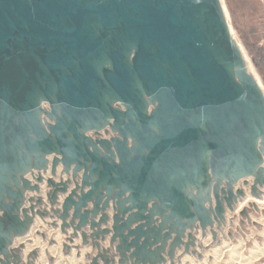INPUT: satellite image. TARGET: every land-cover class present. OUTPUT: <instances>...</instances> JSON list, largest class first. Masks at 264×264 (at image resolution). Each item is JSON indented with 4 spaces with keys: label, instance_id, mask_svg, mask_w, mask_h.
Segmentation results:
<instances>
[{
    "label": "water",
    "instance_id": "water-1",
    "mask_svg": "<svg viewBox=\"0 0 264 264\" xmlns=\"http://www.w3.org/2000/svg\"><path fill=\"white\" fill-rule=\"evenodd\" d=\"M248 187L264 92L221 0H0V264L37 218L87 264L180 263Z\"/></svg>",
    "mask_w": 264,
    "mask_h": 264
},
{
    "label": "rangeland",
    "instance_id": "rangeland-1",
    "mask_svg": "<svg viewBox=\"0 0 264 264\" xmlns=\"http://www.w3.org/2000/svg\"><path fill=\"white\" fill-rule=\"evenodd\" d=\"M224 2L229 11L236 38L245 48L264 86V0H224ZM55 180L59 181L57 177ZM248 196L249 200L243 202L247 204H244L241 210L237 209L233 216L229 214L227 226L219 233L217 241L213 240L210 233L205 240H201L199 235L197 255H184L181 262L176 264H264V203L256 202V200L263 201L264 195L261 199H252L250 194ZM252 204H255L256 208ZM243 210L247 212V215L240 213ZM36 222L34 226L39 224L36 227L39 233H35V228H32L27 235L28 238L26 236L21 238L23 240L16 242V246L25 242V251L28 246L33 247L34 245L28 253H24L26 256L32 250L40 253L34 264H44L43 261H46L45 264L89 263L86 255L94 252L92 248H82L80 258L76 257V249L69 251V254H64L63 245L66 243V238L60 234V231L49 229L46 224L41 226L39 219ZM42 233L46 234V240L39 235ZM57 237L62 240L60 245ZM35 241L39 243L36 244ZM51 241H55L52 246L49 244ZM75 246H81V243L72 245V247ZM53 248H56L54 255L52 254ZM85 249H87L86 253Z\"/></svg>",
    "mask_w": 264,
    "mask_h": 264
},
{
    "label": "bare ground",
    "instance_id": "bare-ground-1",
    "mask_svg": "<svg viewBox=\"0 0 264 264\" xmlns=\"http://www.w3.org/2000/svg\"><path fill=\"white\" fill-rule=\"evenodd\" d=\"M221 3H222V6H223V10H224V13H225V17H226V20H227V22H228V25H229V28H230V31H231V34H232V36H233V38H234V40L238 43V46L240 47V49H241V51H242V53H243V55H244V57H245V60H246V63H247V67H248V71H249V73H251V74H253V76L255 77V79L257 80V82H258V84L260 85V87H261V89L263 90V92H264V86H263V84H262V81H261V79H260V77L258 76V74L255 72V70H254V68H253V65H252V62H251V60H250V58H249V56H248V54H247V52H246V50H245V48L243 47V45L240 43V41H238L237 40V38H236V34H235V32H234V30H233V27H232V25H231V20H230V14H229V11H228V9H227V7H226V4H225V2H224V0H221ZM104 133V132H103ZM61 168H62V166H60ZM59 167V168H60ZM61 170V169H60ZM50 177V174L49 175H46V178H49ZM63 178L65 179L66 178V176H63ZM249 182H250V184H252V179H250L249 180ZM241 187H243V184H241L240 185ZM250 188L248 187V188H244V190L246 191V193H247V198L245 199V200H247L248 198H249V192H250V190H249ZM42 190L44 191V193H43V196L45 195V193H47V188H46V186H42ZM252 197V196H251ZM251 197H250V200H252L253 199V197H252V199H251ZM47 195H46V197H44V199H45V201H47ZM244 200V201H245ZM249 200V199H248ZM263 200V199H262ZM243 201V202H244ZM243 202H241V203H239V205H238V207L236 208V211H237V209L238 210H241L244 206V204H247V202H245V203H243ZM256 202L257 203H260V204H263L264 203V200L263 201H258V200H256ZM37 220V219H36ZM40 220V219H39ZM37 222H35V224H36ZM47 223V222H46ZM42 224H45V223H43L42 221H41V226H43ZM37 225H39V224H37ZM32 226V228L34 229L35 228V231H36V227H38V226ZM48 227V226H47ZM31 228V229H32ZM31 231V230H30ZM33 231V230H32ZM30 233V232H29ZM28 233V234H29ZM35 233H39V231H36ZM43 234V233H42ZM32 235H30V237H31ZM201 236V235H200ZM26 237V236H25ZM24 237V238H25ZM29 236H27V238H28ZM33 238V237H32ZM21 240H23V239H17L16 241H15V244H14V247H17L18 245H20V244H25V242H22V243H19V244H17V246H16V242L17 241H21ZM57 240H58V242H59V245H60V243H61V238L60 237H57ZM35 243L36 244H38L39 243V241L37 242V241H35ZM30 244V243H29ZM26 245V244H25ZM62 245V244H61ZM109 246V245H108ZM31 248H34V245H33V247H31V246H28V248H27V251H25L24 250V253L25 252H27L28 253V251H30V249ZM54 250H52V254L54 255V254H56V248H53ZM58 249V248H57ZM86 250L87 249H85V253H86ZM91 250V249H90ZM32 251H35V250H32ZM31 251V252H32ZM83 251V250H82ZM30 252V253H31ZM78 252V251H77ZM77 252H76V255H77ZM29 253V254H30ZM84 253V252H83ZM28 254V255H29ZM24 256H25V258L27 257L25 254H24ZM77 257V256H76ZM43 258V257H42ZM78 258V257H77ZM80 258V257H79ZM42 260V259H41ZM43 263L45 264L46 263V261H43Z\"/></svg>",
    "mask_w": 264,
    "mask_h": 264
},
{
    "label": "crops",
    "instance_id": "crops-1",
    "mask_svg": "<svg viewBox=\"0 0 264 264\" xmlns=\"http://www.w3.org/2000/svg\"><path fill=\"white\" fill-rule=\"evenodd\" d=\"M62 170V168L60 167V168H58V174L60 173V171ZM57 180H60V177L59 176H57ZM33 182V181H32ZM67 197V195H64V196H61V199L62 200H64L65 198ZM48 209H50V206H48ZM38 219V218H37ZM53 220H51V219H47V223L49 224V223H51ZM58 221V223H59V225L61 224V221L60 220H57ZM112 224V222H110V224H109V226ZM103 228H105V227H103ZM69 233L71 234L72 233V229H70L69 230ZM87 233L89 234L90 233V231L89 230H87ZM64 238H66L65 236H63ZM109 240H110V236H108L107 238H106V241H105V243H102V245L104 246V247H108V245H109ZM81 243V238H79L78 240H76L75 241V244H80ZM86 248H91V245L89 246V247H86ZM96 253H97V250H94V252L92 253V255L94 256V255H96Z\"/></svg>",
    "mask_w": 264,
    "mask_h": 264
},
{
    "label": "built area",
    "instance_id": "built-area-1",
    "mask_svg": "<svg viewBox=\"0 0 264 264\" xmlns=\"http://www.w3.org/2000/svg\"><path fill=\"white\" fill-rule=\"evenodd\" d=\"M105 135V134H104Z\"/></svg>",
    "mask_w": 264,
    "mask_h": 264
}]
</instances>
